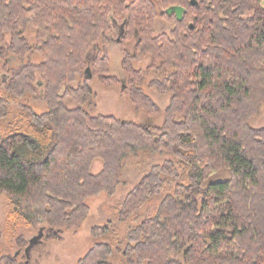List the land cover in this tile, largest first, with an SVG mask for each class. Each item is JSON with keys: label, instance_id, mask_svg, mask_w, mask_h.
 Masks as SVG:
<instances>
[{"label": "trees", "instance_id": "16d2710c", "mask_svg": "<svg viewBox=\"0 0 264 264\" xmlns=\"http://www.w3.org/2000/svg\"><path fill=\"white\" fill-rule=\"evenodd\" d=\"M152 1L139 6L133 0L122 17L97 4L94 9L92 0H0V56L24 60L38 51L44 57L39 64L23 62L1 84L12 97L44 86L49 106L42 113L24 106L0 127V195L10 197L4 233L11 239L19 226L42 224L46 238L55 239L65 227L78 228L90 211L86 199L113 195L122 159L149 149L178 162L168 159L144 173L124 199L120 221L159 194L164 176H182L178 163L189 183L177 184L155 214L128 231L123 256L133 264H264V127L249 124L264 97V0H169L162 14L173 5L186 11L183 20L168 15L176 27L159 37V48L145 25L156 13ZM112 16L126 21L120 40L110 32ZM29 25L37 31L35 46L24 36ZM132 32L137 47L146 39L149 47L141 50L175 69L159 83H170L173 96L158 129L82 107L92 100L94 75L118 81L106 73L100 42H122ZM89 64L92 77L85 74ZM78 75L84 82L73 88ZM67 99L79 106L70 108ZM7 116V100L0 96V118ZM96 158L104 160L98 174L90 170ZM221 170L231 177L203 186ZM108 231L105 225L93 233ZM113 253L111 243H96L78 264H114ZM0 264L24 262L3 254Z\"/></svg>", "mask_w": 264, "mask_h": 264}, {"label": "rangeland", "instance_id": "374dc122", "mask_svg": "<svg viewBox=\"0 0 264 264\" xmlns=\"http://www.w3.org/2000/svg\"><path fill=\"white\" fill-rule=\"evenodd\" d=\"M92 1L94 9L95 4H97L102 8V11L107 12V15L117 13L124 17L128 15V11L125 10L126 4L133 0ZM141 1L139 0V6H141ZM168 2L169 0L164 1L163 5H161L160 1L153 0L155 16L152 17L151 22L145 20V25L152 28L150 39L156 41L158 48L163 45V41L161 42L162 37H159L163 34L170 35L176 27L174 16L170 17L162 14ZM218 14L222 16V13L219 12ZM253 14L254 12L250 11L247 16L249 17ZM111 23L113 30L111 29L110 32L118 34L121 31L122 21L112 16ZM24 36L30 44L36 45L37 31L35 27L27 26L24 29ZM146 37L148 38V36ZM136 38L132 32L122 42H117L115 39L100 42L101 50L107 56L106 61H104L106 73L108 76L116 77L118 81L115 79V82L108 83L103 80L100 74L94 75L90 80L92 100L83 104L82 107L92 115H111L120 120L158 129L164 125L167 109L173 96L170 83L166 85L159 83L173 73L175 69L163 67L160 63L161 61L155 59L148 49L141 50V47H149L146 39L140 47H137ZM168 39L170 40V38ZM172 41L176 40L173 39ZM9 42L10 35L6 34L3 44L7 45ZM28 60L34 64H39L43 62L44 57L38 51L31 55L29 59L25 58L24 60L12 53L5 57L0 56V96L7 100L8 107V116L0 118V127L5 126L24 106H30L39 113L49 109L47 101L44 100V86L39 87L36 94L28 91L21 96L12 97L7 91V87L5 90V85L1 84V79H7L9 74L18 70L20 65ZM128 68L131 73H127L126 70ZM37 79H42V75L39 72L37 73ZM83 82V78L78 75L71 83V86L78 88ZM260 100L258 109L249 120L250 126L256 129L264 127V97ZM66 103L70 108L79 106L78 102L72 99H67ZM147 104L154 105L156 110L150 108ZM168 159L178 162L172 154H160L149 149H137L129 153L122 159V167L120 169L121 183L115 193L110 195L107 192H103L97 196L87 198L86 202L90 206L87 218L78 228H63L60 237L55 239L46 238L45 227H42V235L39 236V227L42 224L34 227L19 226L14 237L8 238L4 233V222L10 197L6 194H1L0 233L2 235L0 236V255H16L24 264H78L79 260L96 243H111L114 253L110 258L114 264H133L122 253L127 243L126 236L128 231L146 216L155 214L162 199L167 194L173 193L177 184L189 183L185 167H181L178 163L180 174L182 173V176L180 175L178 179L169 175L164 176L165 182L159 194L148 201L136 214L124 221H120L119 211L124 199L142 179L144 173L154 164L163 163ZM103 167L104 160L96 158L93 160L90 170L92 173L98 174ZM230 177L231 173L229 170L217 171L204 182L203 186L208 182L226 180ZM105 225L109 226L108 233L95 236L93 233L94 228ZM20 235H22V239L18 238ZM31 239H34L32 243L30 242ZM25 240L29 243L27 244ZM20 246L23 249H20ZM26 248L29 249L26 251Z\"/></svg>", "mask_w": 264, "mask_h": 264}, {"label": "water", "instance_id": "95a60500", "mask_svg": "<svg viewBox=\"0 0 264 264\" xmlns=\"http://www.w3.org/2000/svg\"><path fill=\"white\" fill-rule=\"evenodd\" d=\"M197 3H198V0H192V4H197ZM185 11H186L185 8L182 7V6H179V5H173V6H170V7H168V8L166 9V13H167L168 15H173V14H175L178 20H183ZM125 24H126V21L122 22V24H121V31L118 33V37H117L118 40H120V38L123 36V34H124V32H125ZM89 56H90V55H89ZM89 56H88V59H89ZM90 59H91V58H90ZM89 63H90V61H89ZM85 74H86V76H89V77H92V76H93V73H92L91 68H90V64H89L88 67L86 68V70H85ZM7 76H8V75H7ZM8 78H9V76H8ZM8 78H7V79H8ZM7 79H3V80H7ZM42 230H43V229L40 228V230H39V236L42 235ZM34 239H35V238H34ZM34 239H31L30 242L32 243V242L34 241ZM28 249H29V248H28ZM28 249L26 248V251H27Z\"/></svg>", "mask_w": 264, "mask_h": 264}]
</instances>
